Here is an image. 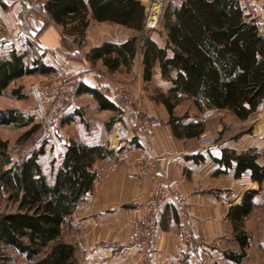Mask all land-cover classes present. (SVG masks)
<instances>
[{"label": "trees", "instance_id": "trees-1", "mask_svg": "<svg viewBox=\"0 0 264 264\" xmlns=\"http://www.w3.org/2000/svg\"><path fill=\"white\" fill-rule=\"evenodd\" d=\"M72 1L65 3L76 7ZM57 2L47 3L49 13L54 12ZM78 5L84 6L81 0ZM89 5L97 22H115L142 34L122 46L103 44L93 49L90 57L94 61L102 59L114 70L119 62L127 64L140 52L145 78L150 77L158 61L163 78L173 83L169 94L159 99L168 109L175 135L199 137L204 131L203 120L184 124L185 117L176 115L175 108L183 99H190L198 114L206 109L227 111L242 121L264 103V36L238 0H185L179 8L168 5L163 16L168 39L163 49L144 32L145 6L139 0H89ZM168 50L172 51L171 58ZM27 57L28 52L20 54L15 50L8 57L0 54V96L17 79L54 73L53 68L39 60L27 64ZM172 72H176L175 77H171ZM78 92L92 94L102 109H117L96 90L81 86L76 89ZM12 96L23 98L19 89L12 91ZM32 121L26 120L19 110H0V125L28 127ZM63 152L64 159L47 174L40 162L45 154L43 148L15 163L7 142L0 141V191H5L17 205L15 212L0 214V264L8 261L7 248L33 260L48 247L46 256L34 264H80L74 245L63 241L61 234L75 208L93 189V163L108 151L73 140L70 145H63ZM257 159L251 150L238 153L225 148L215 162L224 166L225 171L234 168L237 179L248 171L252 181L262 183L264 165ZM253 197L252 192H247L230 213L234 239L241 249L240 253H226L234 263L241 262L249 245L243 223L255 207Z\"/></svg>", "mask_w": 264, "mask_h": 264}, {"label": "crops", "instance_id": "crops-1", "mask_svg": "<svg viewBox=\"0 0 264 264\" xmlns=\"http://www.w3.org/2000/svg\"><path fill=\"white\" fill-rule=\"evenodd\" d=\"M49 1L51 0H45V2L0 0V7L8 11L7 15L5 13V19L10 28L18 30L22 25L21 13L24 10L42 6L45 13H49L46 9ZM81 1L83 4H88V0ZM184 1L171 0L174 7L178 8ZM258 3L260 19L257 20V24L264 36V0H259ZM31 19L34 21L32 33L39 39L37 46L39 52L44 55L42 62L54 69L53 74L73 72L81 75L82 82L78 87L98 91L114 108H117L115 110L100 108L89 92L76 93L77 97L72 98L66 106L68 110L74 111L75 107L80 106L77 98L89 96L95 101L100 112L114 115L104 122L103 129L106 131L104 138L85 133L87 137L85 140L73 139L79 144L100 146L108 151L101 159L93 163L92 171L96 174L93 189L86 194L83 201L75 208L74 214L67 220L81 231L79 236L76 233L78 245L74 246L75 253L79 250L82 255L80 264H234L225 257V249L221 248V244L233 237L230 213L234 206L228 203L233 202L232 197L236 196L237 192H239L237 195L242 193L238 190L239 187L247 192L249 185H240L239 182L244 176L249 179L250 176L247 171L237 179L234 177V168L225 171V167L216 163L215 159L221 158L222 150L225 148L235 149L241 153L246 151L247 147L242 151L235 146L207 149L208 147H200L197 144L199 137L175 135L169 121L168 109L159 98L158 100L147 99L143 105L140 102L130 103L127 106L119 104L118 100L121 99L116 97L117 92L124 91L136 95V90L142 91L141 87L136 88L133 85L131 79L119 81L112 77L122 69L138 72L142 85L159 82L160 87L165 88L164 95H168V91L173 87L170 80L163 78L158 61L150 77L145 78V64L140 52L127 64L119 62V66L114 70L105 65L102 59L95 61L91 59L92 50L103 44L122 46L135 36L142 37V34H137L134 29L115 22H97L91 19L98 26L92 29L87 28L84 42L80 45L81 52L77 49L68 51L63 40L66 39L69 42L75 37L74 35H64L60 29L61 26L47 23V21L50 22L49 20H38L36 17ZM146 36L159 48L166 47L168 34L165 30H158ZM6 46L7 44L4 45L3 50L0 49L3 57H8L13 51ZM80 54L84 61L74 62L73 59ZM168 57H172L171 50H168ZM175 74L176 72H172L171 77H175ZM75 118L73 115L64 122L73 124ZM118 120L131 131V138L127 145L116 154L114 151L117 144L115 124ZM145 121L150 123V134L138 136L136 128ZM197 121L202 120L196 116L183 122L188 124ZM203 122L205 131L208 124L204 120ZM62 141L63 145H70L72 142L70 139ZM131 144L135 146L130 147ZM139 163H147L149 168L143 173L130 176L129 174ZM219 170L222 172L219 173ZM160 175H163L165 184L179 186L180 193L184 196L187 205L191 207V229L198 247L187 250L181 243L178 236L177 214H175L177 210L168 204L160 221L163 225L158 231V240L153 244L145 260L140 254L139 244L133 242L134 222L143 211L136 202H147L151 190L159 183ZM260 184L256 181L252 182L253 187ZM235 246L239 248L237 242ZM77 256L78 253L75 254L76 258Z\"/></svg>", "mask_w": 264, "mask_h": 264}, {"label": "rangeland", "instance_id": "rangeland-1", "mask_svg": "<svg viewBox=\"0 0 264 264\" xmlns=\"http://www.w3.org/2000/svg\"><path fill=\"white\" fill-rule=\"evenodd\" d=\"M39 1L41 2V0ZM42 1L45 2V0ZM140 1V4L145 6L147 10H150L154 13L157 20V28L154 31L144 30V32H146V34L148 35L152 32H157L158 30H165L163 16L168 4L169 6H174L171 0ZM78 3L79 0H73L72 4H76V7L71 5V7L73 8L72 9L68 6L69 4L67 5L65 3V0H58V2L54 6L53 13H45L42 6H35L30 9H26L21 13L22 25L18 30L10 28L5 19V13L7 15L8 11H5L2 9V7H0V49L3 50L4 45L7 44V48H11L14 50V42L16 40L21 44L25 43L29 47L27 50L28 57L26 58L27 64L31 65L36 60H39L42 63V57L44 55L39 52V48L37 46L39 44V39L34 36V33H32V23H34V21L33 19H31V17H36L38 20H49L50 22L47 21V23L49 24L61 26L60 29L64 35H74L75 37L73 39H70L69 42L66 39L63 40V43L66 42L64 46H66V49L68 51L77 49L79 52H81L80 45H82L84 42V35L87 28L92 29L93 27H97L98 25L96 22L91 20L95 18L94 11L92 10V8H90L89 0L88 4L84 3V6H79ZM30 42H32V44ZM73 61L82 63L84 60L82 55L80 54L76 58H74ZM60 74L62 73L57 72L56 74L51 75L32 74L22 77L15 80L14 83L11 84V86L5 91V93L0 96V110H19L24 115V118L26 120H29L31 118L33 119L31 125H29L28 127H19L17 125H0V141L2 140L7 142L8 151L10 152V154H12L13 161L15 163L20 161L24 157L30 156L33 151H38L39 149L43 148L45 154L42 156L40 162L43 165L44 169H46L45 171H47V174L51 172L52 168H55L58 165L60 159L58 160L54 157V153L52 150L53 147L49 138L50 135L47 131V126L44 120L39 117L38 111L40 109V106L44 105V108L47 112V117H49L50 122L53 120L50 114L52 110H50L49 107V99L48 96L44 95L43 90L44 87L51 85ZM112 77L114 79H118L119 81H125V79L127 78L131 79L133 85H135L136 88L141 87L142 89V91H139V89L136 90V95L129 93V100H118L120 101V105L127 106L130 105V103L134 102H140V104L143 105L145 103L144 101H147V99L158 100L161 95L165 94L163 93L165 88L160 87L161 85L159 84V82L142 85L138 78V72L136 71L130 72V70L126 71L122 69L121 72L115 73ZM34 88L38 89L41 102H39L37 95H35ZM15 89H19L20 95L23 96L22 99H19L16 96H12V91H14ZM75 91L69 97V101H71L72 98L77 97ZM77 102L80 106L75 107L74 109L76 110L74 111L73 109L68 110L66 107V103L62 107L60 116L52 121L51 124L53 125V130L56 138H58L61 142H63V139H70L71 141L76 138L85 140L87 138L85 137V133L97 138H104L103 136L106 134V131L103 129L105 127L104 122L112 118L114 115L103 111L100 112L96 107L95 101L89 96L79 97L77 98ZM207 110L211 109H206L202 112V114H198L196 107L192 104V101L187 98L183 99L180 102L175 110V113L179 117H185L183 119L184 121H188V119H190L191 117L196 116L201 120L206 121V123L208 124V128L205 130V132L214 140V144L212 146H207V149L221 146H235L236 148H239L240 151H242L247 147V150H251L253 154L257 156V162H259L260 165H264V103H262L260 108L256 112L251 114L246 119V121L237 119L227 111L217 110L212 117L205 119L203 116ZM73 115L76 117V120L75 122H73V124L64 122L66 120H69ZM34 125H36L37 127L30 133V135H26ZM201 141V138H198L197 144L200 147H202ZM252 182L253 181H251V176L250 179L249 177L244 176L243 179L239 182L240 185H249V189L247 190V192H252L254 194L252 201L255 207L243 223V230L249 236V245L246 248V255L241 260V262H235L234 264H264V181L259 186L255 185V187H253ZM238 190L242 193L240 195H237L239 194V192H237L236 196L233 195V202L230 203L229 201L228 205L231 204L230 206L233 207L236 204L240 203L242 197L247 193L246 190L241 187H239ZM16 207L17 205L12 200H10L7 193L3 190L0 191V214L15 212ZM187 207L189 208L191 213V221V207H189L188 205ZM165 212L162 214V217L164 216ZM175 214H177V212ZM191 222L190 232L192 233ZM134 223L135 236L138 230L136 220ZM177 223L178 236L180 237L181 243L184 245L183 237L180 234L181 230L178 222V215ZM65 224L66 225H64L61 234V239L77 247V236L81 234L80 229L74 226L71 221H68ZM162 225L163 223L160 224L159 230H161ZM134 238L133 242L138 245L139 241L134 240ZM157 240L158 237L156 238L154 243ZM154 243L150 245V249L148 250L149 252ZM235 243L236 240L234 239L233 235V237H230L223 244H221V248L225 249V257L226 253L228 252H241V249L237 248L235 246ZM53 244L54 243H52V245ZM49 249L50 247L44 249L41 255L33 258V260H28L25 255L16 252L12 248H7L5 250L6 255L8 256V261L6 262V264H34L36 261L44 258ZM76 253H78L77 257L79 259L77 258V261L79 262L82 260V255L79 250H77ZM148 254L145 256V260L147 259Z\"/></svg>", "mask_w": 264, "mask_h": 264}, {"label": "built area", "instance_id": "built-area-1", "mask_svg": "<svg viewBox=\"0 0 264 264\" xmlns=\"http://www.w3.org/2000/svg\"><path fill=\"white\" fill-rule=\"evenodd\" d=\"M259 0H238V3L243 8L245 14L256 21L259 20ZM145 8V19H144V30L154 31L157 28V20L154 13ZM28 45L21 44L15 40L14 50L20 54H27ZM82 82L81 75L76 73H62L57 79L49 86L44 87L43 93L48 96L49 107L51 117L57 119L60 116L62 107L68 103L69 97L77 89L79 84ZM34 93L37 95L39 102H41L38 89L34 88ZM128 94L124 91L117 92L116 97L121 100H129ZM215 110H207L204 113V118H210L214 115ZM39 117L44 120L47 131L49 133V138L53 146V153L55 159H64L65 152H63V143L56 138L53 125L50 122L49 117H47V112L43 106H40L38 111ZM116 137L117 144L114 148L115 153L117 154L120 149L124 148L127 145V142L130 140L131 131H129L123 122L120 120L116 121ZM136 134L138 136H145L150 134V124L148 122H143L138 125L136 128ZM201 138V146L207 147L214 144L213 138H211L205 131L199 136ZM134 147L135 144H131L130 147ZM149 168L147 163H139L135 167L134 171L129 175L140 174L146 171ZM159 183L153 187L151 190V195L146 203L140 201L136 202V205L143 208L141 214L136 218L137 223V232L135 234L134 240L139 241V251L141 255L145 258L150 249V245L156 240L157 233L160 228L162 214L166 211L167 205L170 204L177 210L178 222L180 225V234L183 237L184 245L187 250H194L198 246L194 241V236L190 232V210L187 207L186 200L184 196L179 191V186L169 185L164 183L163 175H160Z\"/></svg>", "mask_w": 264, "mask_h": 264}]
</instances>
